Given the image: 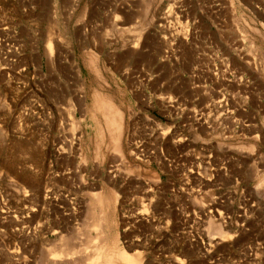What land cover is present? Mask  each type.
Here are the masks:
<instances>
[{
    "label": "rangeland",
    "instance_id": "rangeland-1",
    "mask_svg": "<svg viewBox=\"0 0 264 264\" xmlns=\"http://www.w3.org/2000/svg\"><path fill=\"white\" fill-rule=\"evenodd\" d=\"M101 241L264 264V0H0V264Z\"/></svg>",
    "mask_w": 264,
    "mask_h": 264
},
{
    "label": "bare ground",
    "instance_id": "bare-ground-1",
    "mask_svg": "<svg viewBox=\"0 0 264 264\" xmlns=\"http://www.w3.org/2000/svg\"><path fill=\"white\" fill-rule=\"evenodd\" d=\"M106 110H107L106 114H108V116L112 115V111L110 110V108H108ZM95 222H96V225H95L96 227L101 226V220L95 221ZM99 230H101V229H99ZM100 233H101V231H100ZM104 244H105V242L101 241L100 244L98 243L94 247V250H93L92 255L90 257L92 264H113L115 262H120L121 264H140V262L134 258L135 256H130V255H127L123 252H117V250L115 253V251H110L111 249L109 250L106 246H104ZM107 244H108V242H107ZM66 249H67L66 246H62V245H60L58 247L57 246L54 247L52 249V251L49 252L47 254V256H45L46 257L45 259L48 262L47 264H63V263H61L60 259H61V256L67 255V252L65 251Z\"/></svg>",
    "mask_w": 264,
    "mask_h": 264
}]
</instances>
